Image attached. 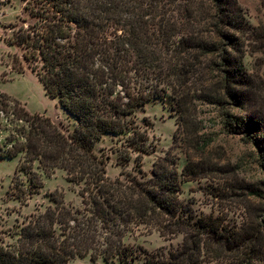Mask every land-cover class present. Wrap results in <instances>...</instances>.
<instances>
[{
	"label": "trees",
	"instance_id": "obj_1",
	"mask_svg": "<svg viewBox=\"0 0 264 264\" xmlns=\"http://www.w3.org/2000/svg\"><path fill=\"white\" fill-rule=\"evenodd\" d=\"M25 10L32 22L4 40L23 48L47 93L77 125L62 132L2 93L0 137L9 136L0 139V159L20 158L16 172L36 189V163L47 176L66 171L85 208L73 211L52 194L54 207L11 234L15 242L0 244V264H70L88 255L124 262L143 256V264H264V180L233 183L213 194L225 201L221 209L198 216L180 199L182 183L195 180L194 163L180 172L168 152L147 181L112 180L95 152L105 135L129 134L122 161L151 153L136 112L170 95L179 131L195 91L213 104L244 108L230 124L264 151V82L244 64L247 55L264 54V20L249 22L238 0H32ZM142 227L166 239L182 235L183 242L168 251L138 247L137 254L126 238Z\"/></svg>",
	"mask_w": 264,
	"mask_h": 264
},
{
	"label": "rangeland",
	"instance_id": "obj_2",
	"mask_svg": "<svg viewBox=\"0 0 264 264\" xmlns=\"http://www.w3.org/2000/svg\"><path fill=\"white\" fill-rule=\"evenodd\" d=\"M28 3H32V0H0V94L6 93L19 100L30 113L49 117L62 132L69 133L74 131L76 119L61 107L57 98L47 93L38 74L24 59L23 48L8 45L4 40V37L12 35L14 29L32 22L25 10ZM238 3L252 24L258 25L264 20L260 0H238ZM244 64L249 72L259 73L264 82V54H256V57L247 55ZM202 95L195 91L194 105L191 102V111L184 115L179 131V113L170 95L140 108L135 114V121L141 130L147 132L152 152L138 159V153H133L129 162L121 159L129 134L105 135L99 140L95 152L106 160L107 177L125 181L137 176L147 181L153 176L154 164L172 152L178 159L180 172L187 163L195 164V180L182 183L180 199L186 208L198 216L221 209L219 202L225 201L213 194L222 193L233 183L262 182L264 151L255 144V137L251 138L248 132H237L230 124V120L242 116L245 109L232 105L222 107L205 100ZM7 136L9 133L5 132L0 139ZM19 160L0 159V244L15 242L16 238L13 239L11 234L20 230L33 216L54 207L52 194L57 199H63L64 204L73 211L85 208L79 194L80 186L68 180L66 171L57 169L47 176L41 173L36 163L34 170L41 174L42 182L41 187L36 189L23 172H16ZM182 242V235L166 239L158 231L146 227L134 230L126 238V244L133 246L137 254H140L138 247L149 252L168 251ZM143 263V256L132 262H124L118 258L106 261L103 256L93 259L91 255L76 257L70 262Z\"/></svg>",
	"mask_w": 264,
	"mask_h": 264
}]
</instances>
